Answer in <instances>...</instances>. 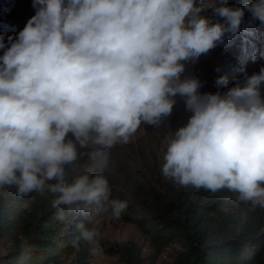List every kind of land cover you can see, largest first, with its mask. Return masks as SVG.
<instances>
[{"label":"clouds","instance_id":"1","mask_svg":"<svg viewBox=\"0 0 264 264\" xmlns=\"http://www.w3.org/2000/svg\"><path fill=\"white\" fill-rule=\"evenodd\" d=\"M33 8L9 46L0 36V189L51 193L58 220L84 217L78 240L95 255L99 217L119 219L128 203L110 198L104 175L69 181L66 166L101 155L78 147L110 149L142 122L158 126L179 94L192 115L167 147L163 175L264 208V67L224 94L202 95L200 81L180 79L182 62L239 31L245 10L260 21L253 56L264 59V0H225L213 9L223 23L201 16L197 0H33Z\"/></svg>","mask_w":264,"mask_h":264},{"label":"trees","instance_id":"2","mask_svg":"<svg viewBox=\"0 0 264 264\" xmlns=\"http://www.w3.org/2000/svg\"><path fill=\"white\" fill-rule=\"evenodd\" d=\"M223 3L225 0H210L205 6L213 10ZM243 3L226 0L230 7H243ZM72 165L66 166L69 181L76 177ZM165 188L164 193L141 188L138 193L144 213L120 216L148 239L149 253L143 257L135 241L107 245L105 252L117 256L121 264H155L163 248L176 245L167 264H264L262 210L241 207L239 194L226 188L212 192L174 179ZM0 191L6 193V198L0 197V236L15 239L14 248L0 257V264L85 263L89 246L78 240L77 227L86 223L84 217L71 214L58 220L59 208L53 207L54 197L47 191L28 196H17L15 186ZM233 197H237V205L232 203ZM104 244L99 238V246Z\"/></svg>","mask_w":264,"mask_h":264},{"label":"rangeland","instance_id":"3","mask_svg":"<svg viewBox=\"0 0 264 264\" xmlns=\"http://www.w3.org/2000/svg\"><path fill=\"white\" fill-rule=\"evenodd\" d=\"M209 1L197 0L198 4L204 6V11L200 15L209 17L213 23L219 22L222 18L215 16L213 10L205 6ZM34 14L33 0H0V36L4 38L6 47L9 46V38L14 40ZM244 17L248 18L242 19L240 29L235 34L226 33L222 41L208 53L202 54L198 59L182 62L185 70L180 79L191 78L200 81L201 87L198 92L202 95L215 94L218 91L224 94L238 83L243 86L246 76L259 73L264 67V59L254 58L253 54L259 47L256 29L260 26V21L254 19L248 12ZM4 50L0 49V56L4 54ZM219 76L227 77L226 86L217 88L215 81ZM260 91L264 98V85L261 86ZM173 99L176 102L169 116L162 117L158 126L142 122L127 143L117 142L110 149H99L93 145L87 150L78 147V152L95 150L100 151L101 155L95 160L87 157L78 159L72 165L73 175L77 176L85 172L93 176L98 173L104 175L108 180L110 198L126 200L128 203L121 215L143 214L142 196L138 191L148 187L164 193L165 184L173 180L163 175L164 156L170 141L174 138V133L185 126L192 115L186 108L185 97L177 94ZM236 198H232V203L235 205H237ZM240 206L246 210L259 209L264 214V208L254 207L251 202H242ZM99 219L101 220L99 238L105 244L99 246V251L95 255L88 247L84 264H121L117 261V256L108 254L104 249L107 245L126 241H135L143 257L149 253L148 239L142 236L131 222L122 218L114 219L110 212L102 213ZM14 245L13 237L0 236V257L11 251ZM176 249H178L176 245L163 248L155 264L170 262Z\"/></svg>","mask_w":264,"mask_h":264}]
</instances>
